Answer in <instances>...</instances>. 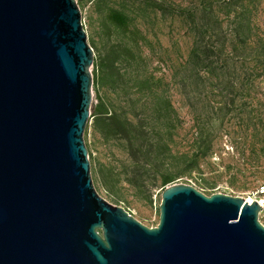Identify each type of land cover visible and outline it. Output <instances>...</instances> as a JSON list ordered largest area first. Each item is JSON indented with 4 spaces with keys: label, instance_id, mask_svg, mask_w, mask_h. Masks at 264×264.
Segmentation results:
<instances>
[{
    "label": "water",
    "instance_id": "water-1",
    "mask_svg": "<svg viewBox=\"0 0 264 264\" xmlns=\"http://www.w3.org/2000/svg\"><path fill=\"white\" fill-rule=\"evenodd\" d=\"M77 0H0V264H264L258 200L176 183L147 227L96 190Z\"/></svg>",
    "mask_w": 264,
    "mask_h": 264
},
{
    "label": "rangeland",
    "instance_id": "rangeland-1",
    "mask_svg": "<svg viewBox=\"0 0 264 264\" xmlns=\"http://www.w3.org/2000/svg\"><path fill=\"white\" fill-rule=\"evenodd\" d=\"M77 2L96 63L112 45L134 44L110 24L111 8L128 14L131 27L149 42L148 46L140 42L144 63L139 68L143 74L169 83V95L181 119L172 149V172L177 174L173 183L193 185L208 196L222 193L245 200L264 198L257 195L264 185V74L247 72L253 64L248 44L264 33V0ZM248 23L252 32L246 39ZM199 28L206 36L202 43L213 54L214 75L196 76L197 72L184 68L194 41L200 38ZM94 70L93 65L92 74ZM92 93L91 113L98 93L109 96L105 88L94 85ZM84 139L98 193L127 209L145 226H157L162 188H153L149 199L145 197L147 193L136 192L120 182L115 188L121 201L116 200L104 186L101 170L108 175L111 166L129 165L132 161L122 143L103 142L91 127ZM195 156L200 158L198 163L192 161ZM144 179L153 182L152 177ZM259 220L264 225V208Z\"/></svg>",
    "mask_w": 264,
    "mask_h": 264
},
{
    "label": "trees",
    "instance_id": "trees-1",
    "mask_svg": "<svg viewBox=\"0 0 264 264\" xmlns=\"http://www.w3.org/2000/svg\"><path fill=\"white\" fill-rule=\"evenodd\" d=\"M205 11L202 8V12ZM108 20L134 44L129 47L116 43L97 63L94 58L93 85L105 88L109 96L97 94V103L90 117L92 122L90 124L89 120L85 135L91 127L103 142L122 143L132 161L129 165L111 166L108 175L101 170L103 184L116 200L121 201L115 188L120 182L136 192L147 193L145 197L150 199L156 186L159 185L163 191L174 184L177 174L172 172V159L175 158L172 149L181 119L170 98L169 83L165 84L151 74H143L139 68L144 63L140 42L143 41L144 46L149 42L138 29L131 27L132 19L125 12L111 8ZM246 28L244 37L248 39L252 32L251 24L248 23ZM197 37L200 38L194 41L184 68H191L198 73L194 74L196 76L214 75L213 54L202 43L206 36L200 28ZM256 37V42L248 44L253 53V64L247 69L248 74H264V33ZM199 160L198 156L192 159L195 163ZM144 176L152 177L153 182H146Z\"/></svg>",
    "mask_w": 264,
    "mask_h": 264
},
{
    "label": "built area",
    "instance_id": "built-area-1",
    "mask_svg": "<svg viewBox=\"0 0 264 264\" xmlns=\"http://www.w3.org/2000/svg\"><path fill=\"white\" fill-rule=\"evenodd\" d=\"M257 195H262V197H264V185H262V186L259 188V190H258V192H257ZM256 198L261 199L260 197H256ZM256 200H258V199H256ZM263 201H264V198H263ZM261 205L264 206V203L261 204Z\"/></svg>",
    "mask_w": 264,
    "mask_h": 264
},
{
    "label": "bare ground",
    "instance_id": "bare-ground-1",
    "mask_svg": "<svg viewBox=\"0 0 264 264\" xmlns=\"http://www.w3.org/2000/svg\"><path fill=\"white\" fill-rule=\"evenodd\" d=\"M256 199H258V201H259L260 204H263L264 203L263 198L259 199V198H256V197H254V198L251 197V198L248 199V201L249 202H252V201H254Z\"/></svg>",
    "mask_w": 264,
    "mask_h": 264
}]
</instances>
